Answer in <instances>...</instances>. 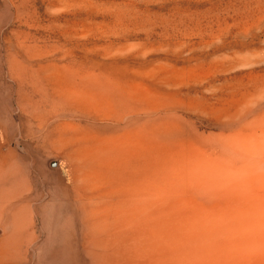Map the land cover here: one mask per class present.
Returning a JSON list of instances; mask_svg holds the SVG:
<instances>
[{"label": "rangeland", "instance_id": "obj_1", "mask_svg": "<svg viewBox=\"0 0 264 264\" xmlns=\"http://www.w3.org/2000/svg\"><path fill=\"white\" fill-rule=\"evenodd\" d=\"M254 123L264 0H0V264H264Z\"/></svg>", "mask_w": 264, "mask_h": 264}, {"label": "clouds", "instance_id": "obj_2", "mask_svg": "<svg viewBox=\"0 0 264 264\" xmlns=\"http://www.w3.org/2000/svg\"><path fill=\"white\" fill-rule=\"evenodd\" d=\"M247 127L246 132L237 131L219 139L220 155L201 165V178L237 185L264 181V123Z\"/></svg>", "mask_w": 264, "mask_h": 264}]
</instances>
